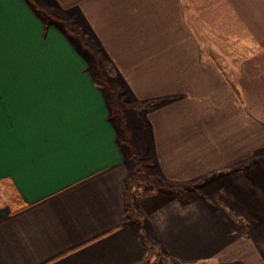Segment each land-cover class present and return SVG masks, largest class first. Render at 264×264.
<instances>
[{"label":"crops","instance_id":"1","mask_svg":"<svg viewBox=\"0 0 264 264\" xmlns=\"http://www.w3.org/2000/svg\"><path fill=\"white\" fill-rule=\"evenodd\" d=\"M39 1L86 26L122 99L156 101L129 138L152 176L231 185L167 195L137 232L110 94L35 0H0V264H148L144 241L178 264H264V0L207 17L190 0Z\"/></svg>","mask_w":264,"mask_h":264},{"label":"rangeland","instance_id":"2","mask_svg":"<svg viewBox=\"0 0 264 264\" xmlns=\"http://www.w3.org/2000/svg\"><path fill=\"white\" fill-rule=\"evenodd\" d=\"M36 6H38V10L42 12L41 14L44 16V19L52 22V24H59V26L62 28V30H72L71 33L68 31L65 32L68 35V38L71 40L72 44H74L75 48L79 50V52L86 57L88 60V67L92 72H98L99 71V63L105 59L103 54H102V48H100L96 41L93 40V38L89 35L84 36L83 40H80L78 36H75L74 30L80 31V29H85V27L79 24L77 21V18L74 15L66 14L63 10L56 9L54 7L49 8L44 6L39 0H35ZM41 4H40V3ZM185 3L188 2V0H184ZM190 2H194L198 5L200 9V13L202 16H210L211 9L210 6H212V9L214 8V2L215 0H190ZM39 3V4H38ZM207 4V6H206ZM219 5V4H218ZM206 6V7H205ZM199 9H194L195 11L198 12ZM211 19V18H210ZM57 24V25H58ZM86 30V29H85ZM116 89L117 92V104H110V114L111 118L116 124L117 130H118V136L120 142H124L127 146L128 149V164L131 166V170L134 167V164L136 160H139L142 164V168L144 169L145 173L155 179L157 182V186L151 187L148 185H143V193L141 195L133 194L132 199H131V204L136 211L137 214V221L130 220L132 222L133 227L136 226L137 232L139 231V227H148L149 229V224L147 222V211L148 208L150 209L153 204H155L158 201H161L164 199L167 195H176V196H183L186 197L187 195L189 196H195L199 194L207 195L209 197H217L218 194H224L223 192L227 193L228 190H230V185L231 181L225 177L224 184H222L223 188L219 189L215 187L214 183L222 180L221 178L214 179L213 175H206L204 177H200L196 180L191 181L190 183L184 184V185H167L164 183L163 179L160 177H155L152 176L150 172V169L145 166V161H141L140 159L137 158L139 155V149L137 147V144H134V146L137 148L135 150V147L132 146V144L129 141V138L131 140L133 139L132 136H130L131 131H134L135 135L140 133L141 127L137 126L136 123L138 121L137 116L140 115L144 109L143 108H138L135 109L132 107V105L136 102L132 101H125L124 99L121 98L120 95V88L118 86L112 85ZM131 100V99H130ZM125 101V102H124ZM139 123V121H138ZM224 180V179H223ZM222 180V181H223ZM221 181V182H222ZM213 184H210V183ZM210 184L208 187L207 185ZM221 184V183H220ZM150 187V188H149ZM151 189L154 192V196L151 198H146L145 196L148 195V193L152 192ZM226 191H223V190ZM188 192V193H187ZM14 195V191L10 185H4V187L0 190V202H6ZM143 196V197H141ZM149 199V200H148ZM138 227V228H137ZM148 234V232H147ZM162 254L167 257L168 262L166 264H178L175 263L170 257L162 251ZM155 252L151 253L148 258V264H151L153 261L156 260L155 258ZM157 262L155 264H164L162 261L156 260Z\"/></svg>","mask_w":264,"mask_h":264},{"label":"trees","instance_id":"3","mask_svg":"<svg viewBox=\"0 0 264 264\" xmlns=\"http://www.w3.org/2000/svg\"><path fill=\"white\" fill-rule=\"evenodd\" d=\"M64 31L67 32L68 30L67 31L64 30ZM71 31L72 30L68 32L73 34ZM74 31H75L74 35L78 36L80 40H83L84 36H88V33L85 29H80V31H76V30ZM115 74H116V70L114 66L112 65V63L108 59H103L99 63V71L94 73V77H93V81L95 85L98 86L99 88H102L103 90L107 91L110 94L111 104H117V99H116L117 92H116V89L109 84L108 78L114 77ZM155 103H156L155 100L136 102L132 105V107L135 109H138V108L146 109V108L151 107ZM142 167L143 166L141 162L139 160H136L134 167L132 168L130 174L127 177V213L128 214L133 212V206L131 204V199H132L133 194L138 193V195H141V193H143V189H142L143 185H148L151 187L157 186V182L155 181V179L148 176ZM144 249H145L144 259H148L149 255L155 252L156 260L160 259L162 263L165 262L164 264L168 262L167 257L163 255L162 251L159 248H157L154 244L144 241ZM156 260L153 261L151 264H155L157 262Z\"/></svg>","mask_w":264,"mask_h":264}]
</instances>
